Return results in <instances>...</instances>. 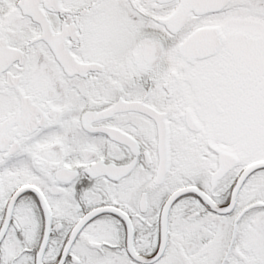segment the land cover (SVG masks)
I'll return each mask as SVG.
<instances>
[{"label":"snow or ice","instance_id":"6c2138e0","mask_svg":"<svg viewBox=\"0 0 264 264\" xmlns=\"http://www.w3.org/2000/svg\"><path fill=\"white\" fill-rule=\"evenodd\" d=\"M0 264H264V0H0Z\"/></svg>","mask_w":264,"mask_h":264}]
</instances>
